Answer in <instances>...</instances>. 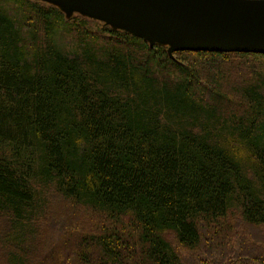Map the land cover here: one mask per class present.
I'll list each match as a JSON object with an SVG mask.
<instances>
[{
	"label": "trees",
	"instance_id": "obj_1",
	"mask_svg": "<svg viewBox=\"0 0 264 264\" xmlns=\"http://www.w3.org/2000/svg\"><path fill=\"white\" fill-rule=\"evenodd\" d=\"M73 12L0 0V264H36L52 189L106 222L62 244L72 264H215L170 239L264 226V54L169 52Z\"/></svg>",
	"mask_w": 264,
	"mask_h": 264
},
{
	"label": "water",
	"instance_id": "obj_2",
	"mask_svg": "<svg viewBox=\"0 0 264 264\" xmlns=\"http://www.w3.org/2000/svg\"><path fill=\"white\" fill-rule=\"evenodd\" d=\"M169 52L264 54V0H47Z\"/></svg>",
	"mask_w": 264,
	"mask_h": 264
},
{
	"label": "rangeland",
	"instance_id": "obj_3",
	"mask_svg": "<svg viewBox=\"0 0 264 264\" xmlns=\"http://www.w3.org/2000/svg\"><path fill=\"white\" fill-rule=\"evenodd\" d=\"M40 1L44 2L47 0ZM93 19L91 23L101 25V23L95 22ZM44 192L43 194L45 199L48 200V204L45 216L43 217V223L37 229L38 232L33 250L37 256L36 264H72L74 261L71 260L72 257L68 253L69 248L68 246L64 248L67 241L71 239V241L75 242L80 236L98 233L106 222L103 220L102 215L94 213L91 209L74 205L66 199L63 200L53 189L52 191L46 190ZM230 222V228L232 229L229 233L227 232L230 228H225L226 225L224 228L218 227L216 233L212 231L209 234V232L206 233V230L202 229V241L196 251L181 248L173 236L170 241L173 242V245L178 249L183 258L188 259L191 263L194 262V258L197 256L207 261L210 259L215 264H239V262H243L244 260H249L247 262L252 263L253 259L258 257L256 253L257 247L259 246L261 249H264V226H253V229L250 230L246 229V226L239 219L235 218ZM247 230H250V233H246ZM64 243H66L65 246L62 245ZM213 250L214 253L216 252L215 254H213ZM62 253L67 263H64L66 260L62 259ZM207 253L213 256L207 258ZM260 256L264 259V250H262Z\"/></svg>",
	"mask_w": 264,
	"mask_h": 264
}]
</instances>
